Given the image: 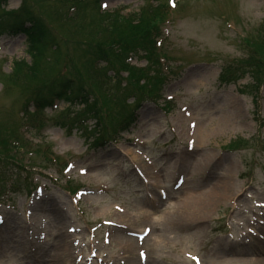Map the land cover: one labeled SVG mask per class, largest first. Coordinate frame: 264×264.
<instances>
[{
	"label": "rangeland",
	"instance_id": "rangeland-1",
	"mask_svg": "<svg viewBox=\"0 0 264 264\" xmlns=\"http://www.w3.org/2000/svg\"><path fill=\"white\" fill-rule=\"evenodd\" d=\"M23 1L6 0L0 5L5 25L17 22L18 13L13 12L33 9L61 44L60 60L70 57L92 77L91 59L97 55L91 54V47L108 36L98 26L101 18L95 14L96 0L73 13L72 6L82 0H26V6ZM102 1L104 10L132 14L161 0ZM165 1L176 6L169 7L161 28L159 64L149 67V75L154 76L159 69L166 79L160 97L150 99L143 89L136 88V82L131 84L128 90L137 93L136 97L143 96L141 90L145 94L135 111L133 128L125 140L96 147L89 146L92 138L82 130L51 125L61 111L68 112L67 103L44 110L41 117L50 125L40 134V141L34 142L46 154L47 147L52 150L49 162L40 152L27 155L25 161L37 162L39 168L19 171L22 177L28 176L26 182L32 187L40 181L43 192L38 199V191L35 193L33 206H29L33 196L23 192L1 196L5 223L0 225V264H47L58 249L65 248L68 254H62L57 264H83L84 259H76L82 252L87 256L88 251L75 238L87 236L88 228L102 219H114L120 230L114 229L110 244L100 243V248L110 253V258L117 255L121 259L123 252L127 264H139L138 247L122 232L140 231L145 225L151 231L144 242L148 255L144 264H264V238L252 235L236 240L227 233L229 226L236 229V221L250 225L251 211L264 201V127L254 118L256 102L259 116L264 118V0ZM24 39L22 34L0 35V127L12 131L24 123L20 122L23 105L52 78L69 74V67L55 61L50 53L36 78L23 68L18 78L12 79L15 62L30 63ZM249 55H255L253 73L220 83L226 67H237ZM128 60L138 69L148 62L135 56ZM128 74L132 78L128 72H122V78ZM112 84L103 86L105 99L114 97ZM120 84L124 91L126 85L123 81ZM133 100L134 96L128 103ZM107 103L116 119L136 104L127 106L117 98ZM89 124L95 125L94 121ZM25 137L31 140L27 134ZM137 138L141 144L135 142ZM67 161H72L74 169L62 173ZM69 176L71 193L74 185L92 190L84 195L77 191L79 210L69 201ZM158 190L167 196L160 197ZM235 198H239L238 204H233ZM115 205H119L117 209ZM25 209L29 212L26 215ZM73 225L85 229L77 235L69 231ZM35 228L43 239L38 246L30 240ZM97 234L101 236V231ZM120 236L129 241H121ZM97 257L93 262L104 264V258Z\"/></svg>",
	"mask_w": 264,
	"mask_h": 264
},
{
	"label": "trees",
	"instance_id": "trees-1",
	"mask_svg": "<svg viewBox=\"0 0 264 264\" xmlns=\"http://www.w3.org/2000/svg\"><path fill=\"white\" fill-rule=\"evenodd\" d=\"M89 4L90 0H82L77 6L85 10ZM95 14L101 18L98 26L101 27L102 32L107 33L108 36L105 40L97 42L94 48L91 47V54L97 55L96 58L91 59L92 70L95 71L92 77L79 70H75L72 73L70 72L71 76L69 78L59 74L61 79L56 77L49 88L43 91L39 90L34 94L35 96L32 97L34 101H37L39 107H42L46 103L49 104L52 97L57 94L55 92L60 91V89L53 90L56 86L62 88L69 84L67 86V91L64 92L67 99L84 96L85 87H98L97 82H104V77L113 80L114 77L118 76L119 80L116 78L115 81L121 82L123 78L120 74L123 71L132 73V78L127 80L128 84H134L135 82L138 84L140 80L144 79L145 84L142 88H156L158 80L153 82L152 80L154 78H158L161 81V77L157 74L154 76L149 75V67L151 66L147 67L145 70H139L125 60L130 56V53L134 56L138 55L139 52H143V57L148 60L149 65L157 64L153 41L154 34L157 32L159 24L164 19V7L159 6L156 8L141 9L139 12L133 13L132 16H124L117 12H104L100 13V15L97 13ZM0 24V26H2L5 23L0 21ZM6 29L24 33L25 50L30 58L29 64L22 61L15 62V68L11 73V76H14L13 78L11 77L12 79L16 80L23 68L29 72L32 78H36L40 73L42 62L45 61V59H50L47 58V55L50 53H52L53 57L56 59L55 61L59 60V63L62 62L60 60L61 44L57 43L55 35L48 25H46L45 20L33 13V9L22 11L18 22H15L7 28L4 26L2 27V30ZM98 60L99 64L96 67L94 64ZM254 60L255 55H249L245 62H243L244 65L246 64L244 73L247 71L253 73L252 68H254L253 66L255 65ZM69 62L72 63V60H69ZM100 62L105 63V65H100ZM23 65L25 67H23ZM65 65L67 67V64ZM109 72H113V75L108 74ZM75 78H77V82L72 83L75 81ZM81 103L85 105L90 104L89 99H82ZM37 117V114H32V116H30L31 120L29 121L32 125L40 127L42 126V121ZM23 140L25 141L23 136L19 140L18 125L14 131L2 129L0 127V156L2 155L6 161L14 159L15 154L19 153V148L24 146ZM17 142L19 145L16 144ZM13 148L18 151L14 152Z\"/></svg>",
	"mask_w": 264,
	"mask_h": 264
},
{
	"label": "bare ground",
	"instance_id": "bare-ground-1",
	"mask_svg": "<svg viewBox=\"0 0 264 264\" xmlns=\"http://www.w3.org/2000/svg\"><path fill=\"white\" fill-rule=\"evenodd\" d=\"M57 217L58 218H63L62 217V215L61 214H57ZM65 236V238H67V236L66 235H64ZM59 250V252H58V254H55V255H52V257H50V262L48 261V263L47 264H57V261L59 260V258L61 257V255L63 254V256H67V254H68V249H58Z\"/></svg>",
	"mask_w": 264,
	"mask_h": 264
},
{
	"label": "snow or ice",
	"instance_id": "snow-or-ice-1",
	"mask_svg": "<svg viewBox=\"0 0 264 264\" xmlns=\"http://www.w3.org/2000/svg\"><path fill=\"white\" fill-rule=\"evenodd\" d=\"M107 5H105V7H106Z\"/></svg>",
	"mask_w": 264,
	"mask_h": 264
}]
</instances>
